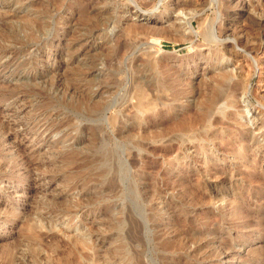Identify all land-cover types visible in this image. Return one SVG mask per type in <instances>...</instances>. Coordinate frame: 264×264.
<instances>
[{"label":"rangeland","instance_id":"rangeland-1","mask_svg":"<svg viewBox=\"0 0 264 264\" xmlns=\"http://www.w3.org/2000/svg\"><path fill=\"white\" fill-rule=\"evenodd\" d=\"M0 264H264V0H0Z\"/></svg>","mask_w":264,"mask_h":264},{"label":"bare ground","instance_id":"bare-ground-1","mask_svg":"<svg viewBox=\"0 0 264 264\" xmlns=\"http://www.w3.org/2000/svg\"><path fill=\"white\" fill-rule=\"evenodd\" d=\"M161 1H163V0H161ZM214 1V0H213ZM157 24L158 23H156V24H153V25H150V24H143V25H134L132 28H131V30L133 29V28H139V27H142V28H144V27H151V28H153V30L154 31H157L158 30V28H160V27H158L157 26ZM158 25H160L161 26V24H158ZM139 26V27H138ZM128 31H130V29L128 28ZM159 32V31H158ZM160 33V32H159ZM162 35V34H161ZM164 35V34H163ZM92 37V36H91ZM81 40V39H80ZM75 51V50H74ZM73 51V52H74ZM82 66H84V65H82ZM93 70V69H92Z\"/></svg>","mask_w":264,"mask_h":264}]
</instances>
